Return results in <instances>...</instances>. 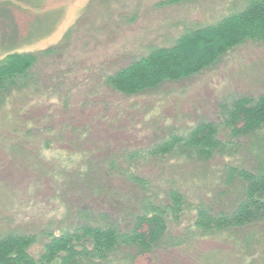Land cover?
<instances>
[{
    "label": "rangeland",
    "instance_id": "obj_1",
    "mask_svg": "<svg viewBox=\"0 0 264 264\" xmlns=\"http://www.w3.org/2000/svg\"><path fill=\"white\" fill-rule=\"evenodd\" d=\"M245 1L0 0V61L12 52L35 57L26 88L0 107V237L32 236L28 251L38 258L50 234L92 223L129 229L127 211L138 214L152 194L168 201L175 187L188 208L167 221L151 252L121 245L101 264H264V222L201 237L193 207L233 209L243 188L237 175L228 183L229 168L264 167V150L219 127L218 137L235 148L207 162L147 155L172 133L221 123V106L232 98L263 94L264 43L246 41L191 77L134 96L103 81Z\"/></svg>",
    "mask_w": 264,
    "mask_h": 264
},
{
    "label": "trees",
    "instance_id": "obj_2",
    "mask_svg": "<svg viewBox=\"0 0 264 264\" xmlns=\"http://www.w3.org/2000/svg\"><path fill=\"white\" fill-rule=\"evenodd\" d=\"M181 1V0H175ZM246 41L264 43V0H246L243 9L223 17L213 25L185 31L173 45L152 49L145 57L106 75V87L125 96L155 89L168 81L191 77L210 67L224 54ZM35 57L20 52L7 54L0 61V107L14 92L22 93ZM6 97V98H5ZM221 123L200 122L187 132L172 133L154 144L147 155L155 161L168 158L195 159L207 162L216 153L234 149L235 143L223 141L219 127L228 129L233 139L251 140V150H264V93L257 99L237 96L221 106ZM239 145V144H238ZM237 145V146H238ZM130 182L144 187L141 175L127 173ZM237 175L242 180V196L233 209L215 212L210 204L194 205V226L201 237L242 229L264 222V167L229 168L228 183ZM155 194L141 199V211L127 215L134 222L127 230L119 225L84 224L60 235L50 234L42 254L35 258L28 249L34 242L29 235L9 234L0 237V264H101L121 245L138 247V253H149L151 247L168 231L167 221L178 219L188 204L182 193L172 188L167 199ZM90 242V246H86ZM99 262H96V260Z\"/></svg>",
    "mask_w": 264,
    "mask_h": 264
}]
</instances>
